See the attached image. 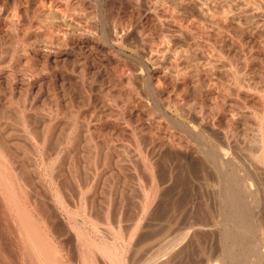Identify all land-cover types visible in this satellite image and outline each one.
<instances>
[{"label": "rangeland", "instance_id": "374dc122", "mask_svg": "<svg viewBox=\"0 0 264 264\" xmlns=\"http://www.w3.org/2000/svg\"><path fill=\"white\" fill-rule=\"evenodd\" d=\"M263 86L264 0H0V166L64 264H133L209 220ZM2 190L0 264H21ZM195 233L167 261L213 264Z\"/></svg>", "mask_w": 264, "mask_h": 264}, {"label": "bare ground", "instance_id": "6f19581e", "mask_svg": "<svg viewBox=\"0 0 264 264\" xmlns=\"http://www.w3.org/2000/svg\"><path fill=\"white\" fill-rule=\"evenodd\" d=\"M149 2H150V0H149ZM49 6H47L48 9H49ZM187 63H188V61H187ZM190 64H191V62H190ZM192 66H194V65H192ZM189 68H190V66H189ZM238 76L239 75H237V77ZM258 113H259V111H258ZM250 117H252V116H250ZM256 118L259 119V117H256ZM258 119H256V120L258 121ZM254 124H256V123H254ZM260 124H262V123H260ZM229 127H230V125H229ZM258 130H259V127H258ZM234 131H236V130H234ZM231 133H233V132H231ZM251 133L252 132H250V135H251ZM245 134L246 133H244V138L247 135V134L246 135ZM257 134L258 133L254 134V136H256L255 140H254L255 141V147L253 145L254 148H252V147H250L252 145L248 146L249 145L248 144L247 146L249 148H252V149L247 151L245 154H243V157L241 156L242 160H243L242 165H245V168L242 167L240 169L245 171V176L241 175L239 173V171H237V170L236 171L234 170L232 172L231 169H228L230 164H231V161L234 160V158H233L234 155L232 156V159H231L230 158L231 156L229 157V153L226 151L227 148L225 149V151L223 150V152H222L224 157L218 158V160L215 162V164L217 165L216 167H219V170L221 169L220 174H221V183L222 184H221V189L218 190L219 192L217 193V195L219 196V199L217 198L218 201H217L216 207L215 206L213 207L214 211H212V209L209 206L203 205V207L205 208L204 210L207 213L206 218L208 216L209 220L204 218L207 220V222L205 220L203 222L198 221V222H194V223H192V222L188 223V224H186V226L184 225V227H183L184 229L181 228L182 225L178 226V229L180 227V230L181 229L182 230L181 231L177 230L178 232L177 233L175 232V234L173 232V234H174L173 237H169L168 236L169 233H167V232H166L167 235L164 233L165 236L161 235L163 237L162 240H160L161 236L159 237L161 245L158 247V253L152 252L153 247L151 246L152 249L150 250V252H152V253L151 254L148 253L147 256L144 254L145 258H139L140 260L133 259V264H151V263L153 264L154 261H155V264H165L166 262L177 260L178 258L177 259L172 258V260L167 261L166 256L169 255L168 257H170L169 253H171L172 251H176L178 249L177 246L180 245L183 241H185L186 238L191 237L195 233L196 230H199L201 237H204L202 239H205L201 243V246H202L201 252L203 254H205V261L206 262H211V260L213 259L214 260L213 264H264V133L262 134V132H261L260 133L261 135L258 134L259 137L257 136ZM233 137H235V135ZM227 139H229V137ZM254 141L252 142L253 144H254ZM235 145H236V143H235ZM243 145H245V143ZM175 148H176V146H175ZM232 153H234V152L232 151ZM238 156H239V154H238ZM238 156H237V158H238ZM2 157L3 156L0 154V160L3 161L4 158H2ZM235 163L237 164V162H235ZM188 164H189V162H188ZM0 165L2 166L1 162H0ZM1 166H0V186H2V189L4 190V191L3 190L2 191L5 192V196H6L7 201L9 202L8 204L10 206V209H12L13 207L16 208L15 211H13V212L16 215L15 216L16 223L19 224V225L15 224L17 227L19 226V229H18L19 241L18 242H20V245L22 246L21 251H23V255L25 257V259L23 257L24 262L22 261V263H25V264H64L62 259L60 258L59 254H58L59 252H57V249H58V248H56L57 245L55 246V243H53L51 241V239L48 238L49 235L47 236L44 229L38 227L37 223L35 222L34 217L31 215V213H28L29 211L27 210V208L25 210V207H23L25 203L23 205H21L22 202L16 197V191L14 193V191L12 189L13 187H10L14 183H12V185H11V183L8 181V177L6 176L7 174L5 173V171L7 172V167L4 166L1 168ZM240 166H241V164H240ZM248 167L251 168L253 174L252 173L250 174V172L247 171ZM18 187H20V186H18ZM20 189H22V188H20ZM2 197H4V196H2ZM2 197H1V199H2ZM152 199H153V197H152ZM17 200H19V201L17 202ZM22 200L24 202V199H22ZM215 203H216V201H215ZM151 204H152V202H151ZM3 205L5 206V204H3ZM26 207H27V204H26ZM7 210L8 209H6V211ZM204 210L202 209L201 213ZM3 211L6 212L5 210H3ZM26 211H28V212H26ZM14 213H13V217H14ZM152 215H154V214H152ZM203 215L205 216V213H203ZM198 219H199V217H198ZM4 220L6 221V218ZM173 223H175V222H173ZM176 226H177V224H176ZM163 227H165V226H163ZM167 227L165 228V231H166ZM169 228H170V225H169L168 229ZM10 232H13V231H10ZM170 232H171V230H170ZM196 234L197 233H195V235ZM11 236H12V234H11ZM119 238H121V237H119ZM196 238H197V235H196ZM13 239H15V238H13ZM138 239H140V238H138ZM163 239H164V241H163ZM156 240H153V241H156ZM189 240H190V238H189ZM194 240H195V238H194ZM200 240H201V238L198 241H200ZM189 242H187V243H189ZM192 242H195V241H192ZM121 243H122V241H121ZM151 243H153V242H151ZM151 243L149 242L148 245H150ZM135 244H137V243L135 242ZM144 245H143V247H145ZM90 246H93V245H90ZM12 247H13V245H12ZM140 247L142 248V246H140ZM181 247L182 246H180V248ZM137 248H138V246H137ZM156 248H154V249H156ZM185 248H187V247H185ZM13 249H15V248H13ZM106 250L108 252V248ZM143 250H144V248H143ZM183 250L185 251V249H183ZM177 252H178V250H177ZM3 254H4V252H3ZM16 254H17V252H16ZM21 254H22V252H21ZM106 254L108 257V253H106ZM213 254H214V256H213ZM138 255H140V253ZM171 255L173 257L174 253L173 254L171 253ZM187 255H188V253H187ZM176 256H177V254H176ZM179 256H182V254ZM109 257H110V255H109ZM182 257H185V256H182ZM111 258L112 257H110V260H111ZM201 258H202V256H201ZM188 259H189V257H188ZM112 260H113V258H112ZM134 260H135V262H134ZM137 261H139V262H137ZM131 262H132V260H131ZM200 262H204V261H200ZM88 263H89V261H88ZM111 263H114V262H111ZM175 263H176V261L173 264H175ZM85 264H87V263H85ZM130 264H132V263H130ZM169 264H172V262H170ZM178 264H180V262H178ZM190 264H191V262H190ZM201 264H203V263H201Z\"/></svg>", "mask_w": 264, "mask_h": 264}]
</instances>
